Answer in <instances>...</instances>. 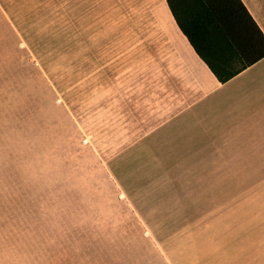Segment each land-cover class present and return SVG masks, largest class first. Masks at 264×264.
I'll return each mask as SVG.
<instances>
[{"label":"crops","instance_id":"obj_1","mask_svg":"<svg viewBox=\"0 0 264 264\" xmlns=\"http://www.w3.org/2000/svg\"><path fill=\"white\" fill-rule=\"evenodd\" d=\"M241 1L264 34V0ZM157 2L150 26L128 29L65 88L50 164L62 149L60 180L85 170L123 194L163 264H264V57L220 82Z\"/></svg>","mask_w":264,"mask_h":264},{"label":"rangeland","instance_id":"obj_2","mask_svg":"<svg viewBox=\"0 0 264 264\" xmlns=\"http://www.w3.org/2000/svg\"><path fill=\"white\" fill-rule=\"evenodd\" d=\"M157 1L0 0V264H163L123 194L119 203L85 170L60 180L62 149L50 164L51 142L65 139V88L128 29L150 26Z\"/></svg>","mask_w":264,"mask_h":264},{"label":"trees","instance_id":"obj_3","mask_svg":"<svg viewBox=\"0 0 264 264\" xmlns=\"http://www.w3.org/2000/svg\"><path fill=\"white\" fill-rule=\"evenodd\" d=\"M167 4L220 82L264 57V34L241 0H167Z\"/></svg>","mask_w":264,"mask_h":264},{"label":"built area","instance_id":"obj_4","mask_svg":"<svg viewBox=\"0 0 264 264\" xmlns=\"http://www.w3.org/2000/svg\"><path fill=\"white\" fill-rule=\"evenodd\" d=\"M58 102H60V100H58Z\"/></svg>","mask_w":264,"mask_h":264}]
</instances>
